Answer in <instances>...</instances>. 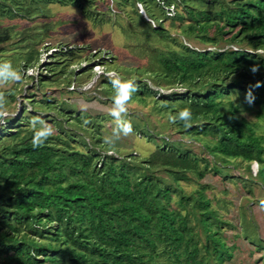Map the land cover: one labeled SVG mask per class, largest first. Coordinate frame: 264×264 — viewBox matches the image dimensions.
I'll use <instances>...</instances> for the list:
<instances>
[{
	"label": "trees",
	"instance_id": "16d2710c",
	"mask_svg": "<svg viewBox=\"0 0 264 264\" xmlns=\"http://www.w3.org/2000/svg\"><path fill=\"white\" fill-rule=\"evenodd\" d=\"M98 1L0 0V27L5 18L32 15L54 2L75 5L86 17L105 22L108 17ZM104 1L111 11L109 0ZM113 1L119 9L133 6L135 15L129 17L146 25V40L158 36L179 44L178 48L156 46L151 52L152 81L172 89L164 92L138 78L132 80L136 88L132 98L156 96L158 111L169 118L191 109V126L185 128L177 121L178 131L210 136L204 141L210 153L224 161H245L251 172L255 162L264 185V84L254 89L252 104L245 101L249 85L264 81V0ZM168 19L179 21L186 40L195 37L212 47L198 48L179 40L166 27ZM21 36L29 42L0 62H10L24 78L30 76V69L42 66L43 52L38 36ZM81 48L61 45L52 56L70 59ZM46 64L51 74L56 73V67L48 66L52 63ZM253 64L260 65L255 75L249 70ZM61 70L65 76L72 72ZM49 77L39 72L38 83ZM99 79L102 93L114 95L110 80L103 74ZM30 95L32 108L9 116L0 126V264H234L238 245L226 234L232 223L213 206L207 184L191 192L180 184L191 179V172L199 178L210 170L224 173L222 166L164 135L148 156L108 152L111 146L102 134L105 114H91L48 96L36 98L34 92ZM41 108L53 113L43 114ZM34 116L52 121L57 129L38 148L32 146L29 127ZM66 123L79 125L83 133ZM140 130L150 140L158 135L148 128ZM161 168L170 178L157 172ZM237 235L254 245L251 253L262 252L259 259L264 261L263 238L251 236L246 225Z\"/></svg>",
	"mask_w": 264,
	"mask_h": 264
},
{
	"label": "rangeland",
	"instance_id": "374dc122",
	"mask_svg": "<svg viewBox=\"0 0 264 264\" xmlns=\"http://www.w3.org/2000/svg\"><path fill=\"white\" fill-rule=\"evenodd\" d=\"M109 2L113 7L111 11L106 1H98L99 9L108 17L105 22L86 17L75 5L58 2L45 4L42 9L32 15L1 20L0 58L15 55L18 50H22L19 46L29 42V38L25 41L21 39L23 34L30 37L38 36V47L42 48L43 52L40 59V63H43L41 67L30 69L28 71L30 76L24 77L21 83L0 88V92L9 90V93L5 95L10 116L23 114L26 108H32L29 99L33 97L30 95L31 92H34L36 98L48 96L67 101L75 108L87 110L91 114H105L107 119L104 121L102 134L109 145L115 143L110 145L111 150L108 152H117L121 155L134 152L144 157L156 149L155 142H160L162 135L170 140H181V146L205 155L211 163L216 162L222 166L225 172L216 173L210 170L202 178L191 172V179L181 180L180 184L188 192L195 190L201 184H207L206 191L212 198L213 206L232 223L226 228V234L229 240L238 245L234 264H264L262 258L259 259L262 252L251 253L254 245L242 235H237L246 225L251 236L257 235L264 240V206L260 203L261 198H264V185L256 175L255 162H253L251 172L245 161L239 160L236 163V160L224 161L223 157L214 156L204 147L205 139H211V137L180 133L175 124L170 121L168 113L158 111L154 95H147L143 98L131 97L125 119L132 123L133 132L128 136H122L119 132L118 125L110 114L114 106L113 95L102 93L99 89L100 75L96 76L94 70L98 66H103L106 70L118 74L119 77H127L131 81L141 78L147 80L152 87L168 92L172 87L158 86L151 79L152 71L149 70L155 67L151 52L156 46L163 49L178 48L179 44L172 39L163 40L158 36L146 40L143 31L147 29L146 25L138 18L133 20L129 17V14L135 15L133 6L128 4L122 6L123 9H119L115 1L109 0ZM139 6L138 4L141 10ZM165 25L172 35L191 46L212 47L195 37L186 40L179 21L168 19ZM221 44H226V42L222 41ZM61 45L64 48L67 46L82 47V50L78 52L79 55L70 59H55L52 56L53 50ZM88 55L90 58L86 60ZM98 60L103 63L95 64ZM46 62L52 63L48 65L49 67H56V73L51 74L52 71L45 68ZM84 65L90 66L82 70ZM62 67H65V71L72 70L69 76H65L64 71L61 70ZM79 68L82 71L77 73ZM39 72L50 74L46 83H38ZM177 89L183 90L184 88L178 87ZM238 96L233 95L234 98ZM41 110L43 114L53 113V110L46 108H41ZM45 122L57 130L52 121ZM66 124L72 130L83 133L79 125ZM140 128H148L152 133L157 132L158 135H154V139L150 140ZM84 135L90 140V134L85 133ZM0 143L3 142L0 141ZM74 144L83 147L80 141ZM157 172L167 179L170 178L167 171L162 168ZM225 173L229 176L225 177Z\"/></svg>",
	"mask_w": 264,
	"mask_h": 264
},
{
	"label": "clouds",
	"instance_id": "9594fccd",
	"mask_svg": "<svg viewBox=\"0 0 264 264\" xmlns=\"http://www.w3.org/2000/svg\"><path fill=\"white\" fill-rule=\"evenodd\" d=\"M140 12L147 18V15L141 6ZM250 72L255 75L260 71L259 64H253L250 67ZM95 75L99 76L103 74L106 76L113 87L114 106L111 110V116L114 118L118 125V130L122 136H128L133 132L132 123L125 119L128 113V104L131 100L132 94L136 91L134 82L130 80H122L115 72L106 70L103 66H98L95 70ZM23 76L21 72L16 70L10 62H0V88L5 86L15 85L21 83ZM264 84V81H256L255 84L249 85L245 94V101L252 104L255 100L254 89ZM165 92V91H164ZM11 115L7 110V98L4 92H0V126H4L7 123V118ZM170 121L176 123L182 122L185 128L191 126L192 112L189 108L179 110L176 115L171 116ZM29 127L33 130L32 146L38 148L44 145V143L54 135L55 129L52 125L46 123L40 116H34L29 121ZM105 142V141H104ZM108 144L107 142H105ZM112 143L110 145H114ZM111 154V153H109ZM264 206V201L260 202Z\"/></svg>",
	"mask_w": 264,
	"mask_h": 264
},
{
	"label": "built area",
	"instance_id": "2783aa9c",
	"mask_svg": "<svg viewBox=\"0 0 264 264\" xmlns=\"http://www.w3.org/2000/svg\"><path fill=\"white\" fill-rule=\"evenodd\" d=\"M172 11H173L172 8H170L169 13H172Z\"/></svg>",
	"mask_w": 264,
	"mask_h": 264
}]
</instances>
